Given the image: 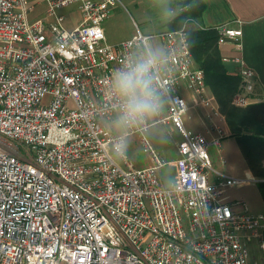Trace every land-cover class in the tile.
I'll return each mask as SVG.
<instances>
[{
  "label": "built area",
  "instance_id": "obj_1",
  "mask_svg": "<svg viewBox=\"0 0 264 264\" xmlns=\"http://www.w3.org/2000/svg\"><path fill=\"white\" fill-rule=\"evenodd\" d=\"M120 5L0 0V264H264V213L226 196L252 180L213 167L210 149L224 162L225 133L189 41V30L203 27L138 29L112 44L105 22ZM71 9L79 20L69 30ZM217 30L219 45L243 49L241 28ZM149 49L160 53L154 76L163 107L139 128L118 129L112 74ZM223 61L237 64L241 78L233 104H251L255 72L241 58ZM182 91L205 109L211 139L187 128ZM162 123L180 136L171 162L150 138ZM130 136L151 166L128 155ZM167 167L169 185L160 173Z\"/></svg>",
  "mask_w": 264,
  "mask_h": 264
},
{
  "label": "rangeland",
  "instance_id": "obj_2",
  "mask_svg": "<svg viewBox=\"0 0 264 264\" xmlns=\"http://www.w3.org/2000/svg\"><path fill=\"white\" fill-rule=\"evenodd\" d=\"M186 2L187 0H121V5L115 9L113 16L105 22L109 42L112 44L122 42L132 37L138 29L147 35L170 30V22L172 20L168 21L163 16L164 8L171 6L181 12ZM65 12L66 21L64 22V26L71 30L79 20V15L72 9ZM220 113L215 118L218 125L223 129L224 127L227 128L228 133H231L226 117L222 114L221 110ZM189 115L191 119L187 122V128L193 132H198L201 129L198 117L194 111H191ZM169 130L173 131L172 135L168 134ZM230 136L233 137L232 134ZM150 138L162 159L171 162L177 158L176 145L180 136L170 125L162 123L153 126L150 130ZM126 151L138 167L152 165L149 156L142 151L139 141L135 136L128 137ZM210 155L213 167L217 172L238 179H245L244 177L247 175L249 178L255 179V181L241 187L228 189L226 192L227 201L230 203L240 202L241 204H246L248 212L252 214L264 213V200L257 186V182L262 179L255 177L253 171L249 168L236 138L233 137L224 141V149L221 154L224 162L221 161L217 148L212 147ZM262 166H264V160ZM246 167L250 170L248 174L245 170ZM160 173L166 185L174 181V172L171 168L167 167ZM237 209L241 210L242 205H237Z\"/></svg>",
  "mask_w": 264,
  "mask_h": 264
},
{
  "label": "trees",
  "instance_id": "obj_3",
  "mask_svg": "<svg viewBox=\"0 0 264 264\" xmlns=\"http://www.w3.org/2000/svg\"><path fill=\"white\" fill-rule=\"evenodd\" d=\"M196 4L190 11L183 10L170 22V30L181 29L187 23H198L203 29L189 30V41L196 65L204 70L209 88L215 94L220 110L226 117L233 137L243 152L255 177L262 180L257 186L264 200V101L244 107L233 104L240 87V76L229 74L222 61L217 28H207L201 23L206 9L203 0H187L185 5Z\"/></svg>",
  "mask_w": 264,
  "mask_h": 264
},
{
  "label": "crops",
  "instance_id": "obj_4",
  "mask_svg": "<svg viewBox=\"0 0 264 264\" xmlns=\"http://www.w3.org/2000/svg\"><path fill=\"white\" fill-rule=\"evenodd\" d=\"M203 1L206 5V9L201 18V23L203 24V26L207 28L231 26L242 29L243 49L239 51L230 44L219 45L222 55V61L224 57L243 59L245 64L255 72L256 86L255 91L251 96V103L264 101V0ZM223 63L225 64V67L229 74H238L237 64L231 61H223ZM182 93L187 98L188 103L191 107L190 112L194 111L199 119V125L201 129L198 130V132L206 134L208 138L211 139V135H213V133H208L204 124L206 116L205 109L197 105V99H195L192 94L186 91H182ZM209 93L210 95L215 96L210 88ZM217 103L218 109L220 111L218 100ZM216 116L218 115H215V118ZM223 130L224 133H226V137L224 136L222 142V150L224 149V141L226 139L233 138L230 136L231 133H228L227 128L224 127ZM245 170L247 174L248 172H250L247 167L245 168ZM244 178L252 180V182L255 181V179L249 178L248 175Z\"/></svg>",
  "mask_w": 264,
  "mask_h": 264
},
{
  "label": "clouds",
  "instance_id": "obj_5",
  "mask_svg": "<svg viewBox=\"0 0 264 264\" xmlns=\"http://www.w3.org/2000/svg\"><path fill=\"white\" fill-rule=\"evenodd\" d=\"M196 6L188 4L183 7L190 11ZM179 14L171 6L163 10V16L168 21ZM159 61L160 53L149 49L141 57L127 63L124 68L113 72L110 90L117 106L114 123L118 129L139 128L161 111L163 102L154 76Z\"/></svg>",
  "mask_w": 264,
  "mask_h": 264
}]
</instances>
